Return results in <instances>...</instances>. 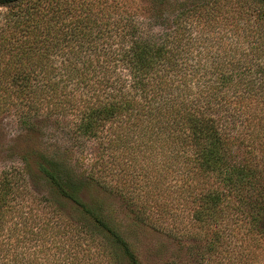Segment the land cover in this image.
I'll return each mask as SVG.
<instances>
[{"label":"trees","instance_id":"trees-1","mask_svg":"<svg viewBox=\"0 0 264 264\" xmlns=\"http://www.w3.org/2000/svg\"><path fill=\"white\" fill-rule=\"evenodd\" d=\"M7 113L28 131L43 114H75L77 136L100 140L92 177L115 185L142 219L156 205L166 214L171 195L188 210L190 222L179 228L186 238L203 239L191 227L203 231L235 215L264 233V0H0V117ZM154 157L159 192H136L137 176L151 181ZM20 159L0 174V252L5 231L43 221L41 230L24 231L38 240L47 232L59 264L64 231L52 214L64 200L82 223L64 264L105 260L97 253L108 264H141L120 230L83 199V183L60 157L35 150ZM33 169L51 192L34 197L37 212H25L19 205L31 196ZM114 169L134 177L131 191L100 180ZM167 212L179 223L185 217Z\"/></svg>","mask_w":264,"mask_h":264},{"label":"rangeland","instance_id":"rangeland-1","mask_svg":"<svg viewBox=\"0 0 264 264\" xmlns=\"http://www.w3.org/2000/svg\"><path fill=\"white\" fill-rule=\"evenodd\" d=\"M146 4L143 2L142 5ZM75 117L76 115L72 113L43 114L39 118L38 127L34 131H28L19 125L16 114L7 113L1 116L0 174L2 170L10 166H22L20 157L28 151L32 153V151L40 150L60 157L62 163L70 169V177L79 185V181L83 183L81 188L83 199L102 212L120 230L141 264H264V233L254 231L249 220L243 216L235 215L231 219L226 217L221 224L204 227L203 231L198 229L199 227H191L192 224H190L192 230L203 232L204 238H186L179 228L182 224L190 222V219L185 216L188 210L178 207V199L172 200L171 195H166L165 203L168 201L171 203L165 208L166 214L160 216V213L165 211L156 205L152 206L151 211H147L149 218L142 219L138 215L141 208L132 206L130 201L119 193V189L110 184L119 182L120 186L125 185L126 191H131L133 188L131 179L134 177L128 178L127 175L118 174L119 170L117 172V169L125 165L124 163L119 164L120 161L111 159L110 162H114L117 169L112 172L108 170L99 172L100 180L109 182L111 187H103L97 179L92 177L98 175L97 169L101 165L99 162L102 152L100 140L78 137L75 132ZM159 160V157L153 158L154 165L150 167L153 170L150 182L137 176L138 184L134 185L139 189H135L136 192H159L160 189L156 188L155 184L159 177V173L155 171L160 166ZM145 162L143 160L144 164ZM142 167H144L142 163L138 166L136 164L137 171ZM30 175L27 181L31 193L27 195L31 196L19 206L23 207L25 212L30 211L31 208L33 212H37V203H35L37 200L34 197L40 198L42 195H48L51 189L36 169H33ZM167 183H175L178 188L177 179L171 180L170 178ZM172 194L176 195V190ZM38 205L40 209H43L40 207L41 203ZM58 209L60 212L55 210L52 218L60 220H58V225L61 227L60 230L64 231V235L62 232L57 235L59 250L56 248L58 251L56 257L59 264H64L62 258L65 256V249H68L69 245L74 247L69 237L74 238L75 227L80 228L82 223H78L79 215L69 202L63 200ZM167 211H174L178 215L183 214L185 217L182 223L175 218L177 216L173 217L171 212ZM43 224V221L35 220L28 223L26 227H22L23 224L19 222L17 224L19 229L15 233L5 231V240L8 245L3 252H0V264H55L53 263L54 255L49 250L50 241H43L44 237H48L47 232L44 231L46 234L41 240H38V235L34 236V233H26L34 226L35 230L37 227L41 230L40 226ZM25 229L30 230L24 231ZM216 231H220L221 238L216 239L214 234ZM81 253L84 251L81 250ZM97 254L105 260L93 256L94 264H108V257ZM87 260L90 261V258ZM123 264H129V262L125 261Z\"/></svg>","mask_w":264,"mask_h":264}]
</instances>
